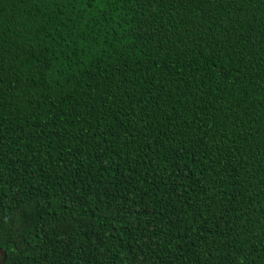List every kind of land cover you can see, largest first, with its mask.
I'll return each mask as SVG.
<instances>
[{
  "label": "trees",
  "instance_id": "16d2710c",
  "mask_svg": "<svg viewBox=\"0 0 264 264\" xmlns=\"http://www.w3.org/2000/svg\"><path fill=\"white\" fill-rule=\"evenodd\" d=\"M4 264H264V0H0Z\"/></svg>",
  "mask_w": 264,
  "mask_h": 264
},
{
  "label": "water",
  "instance_id": "95a60500",
  "mask_svg": "<svg viewBox=\"0 0 264 264\" xmlns=\"http://www.w3.org/2000/svg\"><path fill=\"white\" fill-rule=\"evenodd\" d=\"M5 257H6V255H5L4 250L0 249V264H4Z\"/></svg>",
  "mask_w": 264,
  "mask_h": 264
}]
</instances>
